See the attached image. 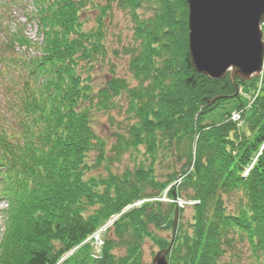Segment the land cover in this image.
I'll use <instances>...</instances> for the list:
<instances>
[{"label": "trees", "instance_id": "1", "mask_svg": "<svg viewBox=\"0 0 264 264\" xmlns=\"http://www.w3.org/2000/svg\"><path fill=\"white\" fill-rule=\"evenodd\" d=\"M30 4L33 11L26 17L41 37L38 55L0 54V71L19 67L27 74L8 93L16 130L0 117V192L11 204L0 246L3 264H57L118 214L99 257L91 258L89 250L78 264L84 259L85 264H143L142 245L152 228L169 233L161 247L173 242L168 264H220L239 246L253 256L252 264H264V66L259 77L235 84L228 76L212 80L193 72L185 0ZM90 5L98 18L96 27L86 30L81 16ZM112 6L133 23L128 72L137 85L112 77L94 91L90 73L105 55L104 25ZM25 38L20 30L10 33L5 50L32 48ZM257 83L252 106L259 124L246 138L231 116L244 119L238 91ZM121 97L127 122L123 134H113L106 153L92 110L109 112ZM216 98L221 99L206 106ZM125 154L142 159L113 173ZM162 161L180 169L159 176ZM101 165L106 175L92 174ZM169 187V199L174 191L175 199L195 203L187 219L179 210L174 236L176 205L158 200ZM231 196L238 200L233 212L225 204ZM137 201L145 202L122 213ZM78 252L61 264L77 262Z\"/></svg>", "mask_w": 264, "mask_h": 264}, {"label": "rangeland", "instance_id": "2", "mask_svg": "<svg viewBox=\"0 0 264 264\" xmlns=\"http://www.w3.org/2000/svg\"><path fill=\"white\" fill-rule=\"evenodd\" d=\"M11 2L12 4H10L9 1L6 0V5L9 3L12 8L11 16L9 17L8 15H6L4 18H2V20L0 19V26L3 25L0 28V32L5 31L4 33L0 34L1 35L0 39L5 40V35L2 34L5 33L7 34V31L9 29L8 27L14 29L15 28L14 23L16 22L18 23V25L20 23L23 24L22 26L19 27L23 36L26 35V38L28 37L29 39H31L36 45L40 44L41 37L37 35L36 25L34 21L33 20L31 22L25 21L24 17L27 15V12L21 11L17 7L18 4H15V2L17 3L19 2V0H11ZM28 4H29L28 11H32L33 8L30 4V0L28 1ZM0 16H1V10H0ZM2 16H4V14ZM81 17L84 28H86V30H92L96 27L98 10L97 8L94 9L90 5L86 10V14ZM132 28H133V23L131 22L130 15L125 11L118 10L116 6H112L108 14V17L105 20V25H104L105 39L103 45L105 47V55L100 62L94 65V69L90 73L91 86L94 91L104 88L105 84L112 77L126 81L130 87L137 85V82L134 80L133 76L128 72L129 57L127 53L129 52V49H131L134 46ZM263 30H264V24H263ZM187 44H188V38H187ZM17 51L23 57H27V58L34 56L35 53L37 52L35 48H32L30 50L21 49ZM4 53H5V47L3 46V51L0 52V54H4ZM8 53L5 54L8 55ZM18 69L19 71L9 68L7 69L6 73L0 71L1 72L0 117L3 118V121L8 128H13L14 130H16L17 120H14L13 112L9 111V100H10V97L8 96L9 88L14 82L20 81L21 83H23V81H25V78L27 77L21 68L18 67ZM258 90H259V84L257 83V86L254 87V89L253 87H250V89L246 88V89H240L238 91L241 103L244 107V119L242 120V117L239 114L240 116L239 119L234 121V123L237 124V127L241 130L242 135H244L246 138H250L255 133L259 124V120L255 116L254 108L252 106L254 99L258 94ZM110 105L112 106L113 109L109 110V112H103V111L98 112L96 110H92L93 112L92 118L94 121L93 127L99 139L105 142L106 153L111 147V144L113 142L112 139L113 134L116 132L123 134L125 129V124L127 122L124 97L117 99V101L111 103ZM94 155L95 152L90 154L88 164H92L91 161ZM140 158H141V154L137 158H134L132 155L125 154L122 157L121 161L115 164L114 167L111 168L110 170L113 173L121 174L125 169H132L136 165V160L138 161ZM102 165L98 168V170L94 171L92 174L102 175V176L106 175V172L105 170H103ZM175 167L177 170L180 169V166L174 165L173 162L171 161L169 162L162 161L160 164L157 165L158 175L159 176L162 174L164 175L170 169L172 168L174 169ZM178 181L179 180H177L176 183H178ZM169 190L170 187L166 188V190L163 193L164 196L163 195L161 196L163 197L162 199H164L165 195L167 196ZM181 201L183 203L188 202V200H184V199H182ZM144 202L145 201H137L131 204V206L136 205L135 207H140L143 205ZM182 202H179L175 205L176 208L179 210L184 209V218L187 219L191 215L192 206L182 204ZM225 204L229 211L231 212L235 211L238 206L237 197L231 196L229 198H226ZM10 209H11L10 202L4 200L0 196V246L2 245L1 241L4 238V232H5V228H4L5 211L6 210L8 211ZM168 242H169V233L167 231L153 229V228L150 229L149 236L148 238L144 239L142 245L141 251H142L143 264H152V260L156 255V253L160 251L161 247H165ZM87 247H89V249L86 248V250L77 253V255L79 256V257L75 256L77 262L72 261L69 264H78V262H80L79 259L81 258V256L86 257V254L89 253V250H90V257L92 258L95 252L88 244ZM239 248L241 249L237 250V253L233 252V254L230 253L227 255V257L230 258L228 261L227 258H225L222 260L220 264H252L253 256H251L250 252L246 250V247L239 246ZM121 254L122 252H117V255H121ZM236 254L238 258L236 257ZM3 255H4V251L3 249L0 248V264H3L2 261ZM231 258L233 260H231ZM9 264H13V261L10 262ZM81 264H85V259L84 261L81 262Z\"/></svg>", "mask_w": 264, "mask_h": 264}, {"label": "water", "instance_id": "3", "mask_svg": "<svg viewBox=\"0 0 264 264\" xmlns=\"http://www.w3.org/2000/svg\"><path fill=\"white\" fill-rule=\"evenodd\" d=\"M188 10V56L193 72L231 83L257 78L264 66V0H185ZM237 95V93H236ZM235 95V96H236ZM216 98L209 101L211 106ZM176 195L173 191V198ZM179 211L173 217L176 233ZM156 253L152 264H168L172 247Z\"/></svg>", "mask_w": 264, "mask_h": 264}, {"label": "built area", "instance_id": "4", "mask_svg": "<svg viewBox=\"0 0 264 264\" xmlns=\"http://www.w3.org/2000/svg\"><path fill=\"white\" fill-rule=\"evenodd\" d=\"M239 119V115L238 114H232L231 116V120L232 121H236ZM182 202V201H177V203ZM182 204H186V205H192V202H187V203H183ZM111 223V222H110ZM110 223H108L107 225H105L104 227H102L101 229H99L98 231H96L89 239L88 241H90L95 250L96 253H98L99 249L102 247L103 245V240L102 237L105 234L106 230L108 229V227L110 226Z\"/></svg>", "mask_w": 264, "mask_h": 264}]
</instances>
